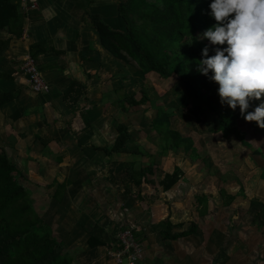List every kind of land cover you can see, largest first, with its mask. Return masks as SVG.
<instances>
[{
  "label": "crops",
  "instance_id": "0c3cea01",
  "mask_svg": "<svg viewBox=\"0 0 264 264\" xmlns=\"http://www.w3.org/2000/svg\"><path fill=\"white\" fill-rule=\"evenodd\" d=\"M119 1L123 0H26L25 4L34 2L35 8L24 9L22 1L17 0L22 16L20 34L0 31V37L10 38L8 48L0 56V153L16 165L19 181L30 192L34 187H45L52 197L64 199L63 203L65 198L78 192L75 199L79 204L76 206L78 221H86L82 223L83 228L85 223L89 224L86 244L95 225L108 233L106 223L89 221L90 214L99 217L94 211L96 201L84 200L85 191L87 197L95 196L96 187L92 186L97 177V184L109 183L111 194L116 197V186H122L120 197L128 205L122 208L125 211L122 214L126 213L130 224H135V237L146 246L144 252L149 255L146 264L150 263L152 254L157 255L153 261L160 262L166 242L173 249L167 252L175 261L173 264H264L261 260L264 257V158L258 159L257 177L253 174L245 177L246 192L230 190L231 186L225 184L224 193L221 186L214 184L218 180H212L209 186L200 185L205 178L191 171L194 166L190 161L179 152L180 158L173 150L162 151L160 142L157 143L159 151L148 154L149 160L141 159L137 168L128 151L114 155L103 150L111 147L110 138L105 135L110 132V129L107 131L108 116L118 110L125 112L128 105L124 100L128 97L125 92L110 96L107 88L122 90L127 83L128 64L102 46L85 13L98 14L112 27L121 28L116 9ZM24 55L33 58L48 84L47 93L35 94L30 90L19 67ZM70 86L74 88L65 99ZM115 90L112 91L116 94ZM140 98L135 96L136 101ZM147 127L154 132L149 125ZM175 166L181 170V175L172 188L163 191L157 182ZM149 167H156L153 171L160 172L158 179L154 174L159 172L150 173L149 177L155 181L152 188H148L150 183L147 182L136 186L127 181L126 173L131 168ZM83 185L88 189L84 190ZM189 186L193 187L188 189ZM52 204L55 209L52 213L56 214L63 213L67 206ZM165 219L173 225L181 224L172 232L187 229L190 223L195 224V231L175 240L163 239L159 232L165 227ZM78 228L74 225V232L81 238L82 230ZM228 244L233 246L229 251ZM158 245L160 247L154 251Z\"/></svg>",
  "mask_w": 264,
  "mask_h": 264
},
{
  "label": "trees",
  "instance_id": "16d2710c",
  "mask_svg": "<svg viewBox=\"0 0 264 264\" xmlns=\"http://www.w3.org/2000/svg\"><path fill=\"white\" fill-rule=\"evenodd\" d=\"M210 2L119 1L116 9L121 28L112 27L98 14L86 12L85 16L89 25L96 29L99 42L114 57L125 63L134 62L143 75L154 72L163 79L175 75L187 86L196 87L194 101L204 103L215 114V130L220 131L223 137L232 135L245 143L244 133L237 126L241 115L238 106L233 110L226 103L222 104L217 92L218 84L209 79L211 71L208 76L198 71L202 48L207 45L208 55H213L216 47L226 46L212 45L207 38H201L202 33L216 23L209 15ZM21 18L17 0H0V31L19 35ZM9 41V37H0V56L8 48ZM73 88L70 86L66 90L65 99ZM146 97L143 94L136 101L133 96H128L124 100L134 106L144 103ZM172 114L170 108H157L149 121L150 129L160 138L162 151L173 145V148L182 147L185 152L189 151L193 157L195 149L191 148L190 137L170 126ZM116 130L113 150L126 151L124 143L129 139L130 132L123 123H118ZM103 150L110 153V149ZM147 169L149 171L150 168H131L126 173L127 181L136 186L142 182L155 184L154 180L143 177ZM19 173L16 165L4 153H0V264H71L72 257L63 251V241L54 236L51 226L34 207L30 191L18 179ZM180 175L181 170L175 166L171 173H163L157 183L166 191L172 188ZM124 191L127 193L128 188ZM256 220L259 222L258 216ZM164 223L165 227L159 232L163 239L175 240L195 231L193 223L178 232H172V229L181 227V224L173 225L168 219ZM87 244L89 247H119L117 239L98 225L91 231Z\"/></svg>",
  "mask_w": 264,
  "mask_h": 264
},
{
  "label": "rangeland",
  "instance_id": "374dc122",
  "mask_svg": "<svg viewBox=\"0 0 264 264\" xmlns=\"http://www.w3.org/2000/svg\"><path fill=\"white\" fill-rule=\"evenodd\" d=\"M126 64H128L126 71L127 83L125 86H122V90L120 91H116L115 89L117 88H107V91L111 92L110 96H119L123 91L127 96H133L134 99L135 96L139 98L142 97L143 94L147 97L144 103L134 106L127 105L125 107V112L120 113L118 112V108L113 106L118 111L112 116H108L110 122H108L107 131L110 129V132H106L105 134L110 138L111 154L117 155L119 152L114 151L113 147L117 136L115 126L120 122L125 124L130 132V137L126 142V151L132 154L131 156L133 157L131 158L133 159L134 166L136 168L139 167L137 164H140L143 158L149 160L151 156L148 154L154 155L155 152L159 151L157 149V143L160 142V138L158 136L156 137L154 132L151 133L147 127L150 121L149 118L153 117L154 112L156 113V106L163 109L170 108L173 112L170 117V126L179 131L182 135H188L190 137L192 141L191 148L195 149V154L192 157L189 151L185 152L182 147L173 148V145L165 148L164 151L173 150L176 155L179 152L183 158H186L187 161L189 160L190 165L194 166L191 171L197 172L201 178H205L200 185L209 186L213 184L212 180H218L214 184L217 183L223 190L225 184H227L231 186V188H229L230 190L246 192L247 179L245 177H250L252 174L254 177L255 175L257 177V165L260 164V160L258 159L264 158V128L259 127L255 121L244 120L243 116L240 115L237 126L238 129L244 133L245 143L239 142L232 135L223 137L220 131L215 130L217 127L215 114L204 103H197L194 101V94L197 92L196 87L187 86L175 75L167 79L160 78L154 72L145 75L142 74L140 76L141 73H137L140 71L134 62ZM112 90H115L116 94ZM261 100H264V95H262L259 100H251L246 112L254 110V107L257 106ZM112 110H114V108H111V111ZM137 153H139L140 156H135ZM177 156L180 158L179 155ZM202 156L206 158H201ZM96 159H98V156ZM102 167L105 168V166ZM153 170H157V168L151 167L150 171H146L145 177H148V180H153V178L149 177L151 174L159 172ZM97 174L102 175V173L98 172ZM159 175L160 172L158 175L154 174L156 179H158L157 176ZM98 178L101 177L98 176ZM80 182H82V180H80L79 183ZM95 187V196L92 195L87 197L88 193L85 191L84 200H90L91 198L93 201H96L95 204L97 205L94 211H97L99 217L90 214L89 221L96 220V222L99 221L102 225L106 223L107 234L110 233L116 236V233L119 232L121 227L130 223V220L128 221L127 219L129 218L128 215L126 216V213L124 215L122 214V212H125L124 209L128 206L127 204L125 205L126 200L120 197L122 186H116L118 197L115 196L116 194H111L112 188L106 181H103V184L100 182L97 184V177L95 178L92 188L94 189ZM152 187L151 184L148 185V188ZM192 187L193 186H189L188 189ZM34 188L35 189L30 193L32 199H34L33 196L35 197V207L47 224L51 226L53 234H55L54 236L58 240L63 241V251L72 257L71 264H116L113 262L112 257L108 255V246L104 245L97 248H90L86 244L89 224L86 225L85 223V228H83L82 223L86 221H78L79 218L76 213V206L78 207L79 204L75 200L78 198V192L74 194L75 196L70 195L68 198H65L66 201L63 203L64 199L57 200L56 197H52L50 192L47 193L45 187L37 186ZM83 188L84 190L88 189L86 185H83ZM73 189L76 190V188ZM132 189L133 187L131 190ZM137 198H139V196ZM137 198L134 197V199ZM224 199L225 201L228 200V198ZM150 200H152V198H150ZM53 202L58 203V207H64V204H67L63 213H52L55 210L52 204ZM123 207L124 209H122ZM131 215H133V212H131ZM261 224L262 221L259 225ZM74 225L77 230L79 229L78 227L81 228V238H78L79 235L77 236L76 232H74ZM250 226L253 228L254 224H250ZM111 241L112 240H109V242ZM167 243L168 242L164 243L162 246L166 251L161 252L163 255L159 256L160 262H156V260L153 261V259H157V255L152 254L153 258L149 264H173L175 262L171 260V255L169 256L167 254L168 249H172ZM180 246H182V242ZM159 247L160 245H158L154 251ZM232 247V244L226 246L228 251L231 250ZM142 248L146 250V246L142 245ZM148 256V253L144 252V260H140L138 264H146L148 260L145 259L148 258ZM122 264H125V262L123 261Z\"/></svg>",
  "mask_w": 264,
  "mask_h": 264
},
{
  "label": "clouds",
  "instance_id": "9594fccd",
  "mask_svg": "<svg viewBox=\"0 0 264 264\" xmlns=\"http://www.w3.org/2000/svg\"><path fill=\"white\" fill-rule=\"evenodd\" d=\"M209 15L216 21L201 38L216 47L201 49L198 71L218 84L222 104L238 106L246 121L264 128V100L247 111L249 102L264 95V0H211Z\"/></svg>",
  "mask_w": 264,
  "mask_h": 264
},
{
  "label": "built area",
  "instance_id": "2783aa9c",
  "mask_svg": "<svg viewBox=\"0 0 264 264\" xmlns=\"http://www.w3.org/2000/svg\"><path fill=\"white\" fill-rule=\"evenodd\" d=\"M21 8H35V3L25 4L26 0H21ZM20 70L25 74L29 88L36 94H44L48 91V84L37 70L35 62L30 55H24L19 61ZM134 225L127 224L121 227L116 233V239L119 247L113 248L111 245L107 247L108 255L116 264H138L143 259L144 250L142 244L137 241L134 235Z\"/></svg>",
  "mask_w": 264,
  "mask_h": 264
},
{
  "label": "water",
  "instance_id": "95a60500",
  "mask_svg": "<svg viewBox=\"0 0 264 264\" xmlns=\"http://www.w3.org/2000/svg\"><path fill=\"white\" fill-rule=\"evenodd\" d=\"M261 260L264 261V257H262Z\"/></svg>",
  "mask_w": 264,
  "mask_h": 264
}]
</instances>
